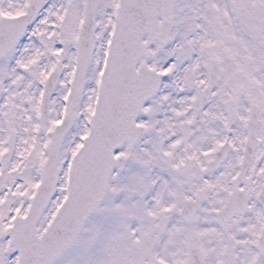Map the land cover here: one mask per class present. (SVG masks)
Wrapping results in <instances>:
<instances>
[{
  "label": "snow or ice",
  "instance_id": "snow-or-ice-1",
  "mask_svg": "<svg viewBox=\"0 0 264 264\" xmlns=\"http://www.w3.org/2000/svg\"><path fill=\"white\" fill-rule=\"evenodd\" d=\"M0 264H264V0H0Z\"/></svg>",
  "mask_w": 264,
  "mask_h": 264
}]
</instances>
